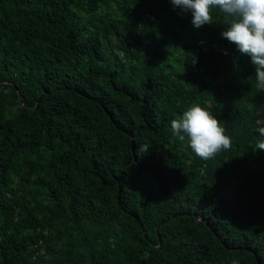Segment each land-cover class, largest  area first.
Segmentation results:
<instances>
[{"label": "trees", "instance_id": "obj_1", "mask_svg": "<svg viewBox=\"0 0 264 264\" xmlns=\"http://www.w3.org/2000/svg\"><path fill=\"white\" fill-rule=\"evenodd\" d=\"M212 16L0 0V264H264V90ZM193 104L214 159L171 130Z\"/></svg>", "mask_w": 264, "mask_h": 264}, {"label": "clouds", "instance_id": "obj_2", "mask_svg": "<svg viewBox=\"0 0 264 264\" xmlns=\"http://www.w3.org/2000/svg\"><path fill=\"white\" fill-rule=\"evenodd\" d=\"M173 9L191 14V24L199 29L213 24L212 11L219 10L227 17L221 37L233 43L242 55L250 57L255 67L257 87L264 90V0H169ZM171 130L187 143L192 152L203 160L214 159L232 146L220 121L199 104H193L179 119L171 120ZM257 150H264V126L257 129ZM148 145H141L146 151ZM230 264H239L232 259Z\"/></svg>", "mask_w": 264, "mask_h": 264}, {"label": "water", "instance_id": "obj_3", "mask_svg": "<svg viewBox=\"0 0 264 264\" xmlns=\"http://www.w3.org/2000/svg\"><path fill=\"white\" fill-rule=\"evenodd\" d=\"M20 102H21V99H20V97H19V104H20Z\"/></svg>", "mask_w": 264, "mask_h": 264}]
</instances>
